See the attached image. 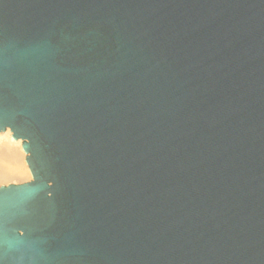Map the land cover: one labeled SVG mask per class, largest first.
Wrapping results in <instances>:
<instances>
[{"label":"water","instance_id":"1","mask_svg":"<svg viewBox=\"0 0 264 264\" xmlns=\"http://www.w3.org/2000/svg\"><path fill=\"white\" fill-rule=\"evenodd\" d=\"M0 264H264V0H0Z\"/></svg>","mask_w":264,"mask_h":264},{"label":"bare ground","instance_id":"2","mask_svg":"<svg viewBox=\"0 0 264 264\" xmlns=\"http://www.w3.org/2000/svg\"><path fill=\"white\" fill-rule=\"evenodd\" d=\"M27 156L22 140H15L9 129L0 133V186L32 181Z\"/></svg>","mask_w":264,"mask_h":264},{"label":"rangeland","instance_id":"3","mask_svg":"<svg viewBox=\"0 0 264 264\" xmlns=\"http://www.w3.org/2000/svg\"><path fill=\"white\" fill-rule=\"evenodd\" d=\"M26 182H28V181H25V182H22V181H21V182H18V183H16V184H22V183H26ZM11 184H15V183H9V184H7V185H11ZM7 185H1V186H7ZM1 186H0V187H1Z\"/></svg>","mask_w":264,"mask_h":264}]
</instances>
